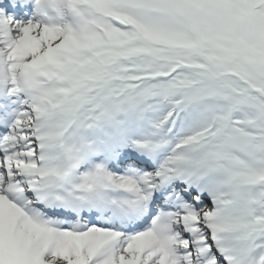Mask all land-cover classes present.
<instances>
[{"label":"snow or ice","instance_id":"6c2138e0","mask_svg":"<svg viewBox=\"0 0 264 264\" xmlns=\"http://www.w3.org/2000/svg\"><path fill=\"white\" fill-rule=\"evenodd\" d=\"M0 264H264V0H0Z\"/></svg>","mask_w":264,"mask_h":264}]
</instances>
